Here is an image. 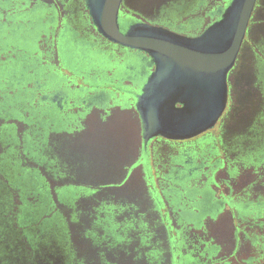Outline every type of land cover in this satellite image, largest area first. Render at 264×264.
I'll use <instances>...</instances> for the list:
<instances>
[{
  "label": "flooded vegetation",
  "instance_id": "flooded-vegetation-1",
  "mask_svg": "<svg viewBox=\"0 0 264 264\" xmlns=\"http://www.w3.org/2000/svg\"><path fill=\"white\" fill-rule=\"evenodd\" d=\"M230 2L120 0L117 25L195 38ZM154 69L147 53L98 33L87 0H0V102L14 115L24 112L30 129L24 144L18 131L4 134L13 140L0 169L32 195L23 237L35 246L25 249L21 234L11 232L13 251L1 249L0 264H134L114 255L130 244L137 264H146L147 253L153 264H180L185 256L183 264H221L229 243L225 257L233 254L235 223L252 221L249 214L264 204V0L254 1L227 73L225 110L209 131L143 142L135 99L125 95L134 86L139 95ZM116 113L127 118L116 126L134 135L85 130L115 125ZM219 219L231 224L228 238L199 241L193 225ZM177 230L185 234L181 256Z\"/></svg>",
  "mask_w": 264,
  "mask_h": 264
},
{
  "label": "water",
  "instance_id": "water-1",
  "mask_svg": "<svg viewBox=\"0 0 264 264\" xmlns=\"http://www.w3.org/2000/svg\"><path fill=\"white\" fill-rule=\"evenodd\" d=\"M255 0H231L223 18L200 36L182 38L143 26L121 32L120 0H87L98 33L108 41L147 53L155 69L135 98L143 142L187 140L212 129L227 103L232 68Z\"/></svg>",
  "mask_w": 264,
  "mask_h": 264
},
{
  "label": "trees",
  "instance_id": "trees-1",
  "mask_svg": "<svg viewBox=\"0 0 264 264\" xmlns=\"http://www.w3.org/2000/svg\"><path fill=\"white\" fill-rule=\"evenodd\" d=\"M9 76L6 75L4 76L1 80L4 82L9 81ZM2 89V87H0ZM5 96L0 94V98H4ZM7 97V96H6ZM3 101L0 102V161L4 159V155L7 154V148L11 147L12 145V138L13 136H10L9 138H5L8 133L11 135L12 131H18V135L21 136L22 138V143L24 140V136H28L29 132V127L27 126V118L24 115V112L18 113V115L12 114V112H7V106H3ZM24 144V143H23ZM23 146V145H22ZM6 153V154H5ZM26 149L22 148V154L25 155L24 158H22V162H24V166L27 164H30L31 161L30 159L26 156ZM21 154V155H22ZM1 165V164H0ZM41 164L38 166V170L40 172L41 170ZM41 182V181H40ZM3 187V188H2ZM0 256H1V249L6 248V252H10L9 250L11 249L13 251L14 246L10 245V242H12L11 238V232H16L20 233L19 235V240L22 242L23 247L29 248H35L33 245L32 241L29 240V237H26V239L23 237L25 233H29L27 230L28 227L27 225H31L32 220H30L29 215L27 214V217L23 215L25 211L27 212L26 208L29 207V201L31 200L32 195L29 194V192H26L24 190H19L17 189V184L16 182H13V180L8 176V172L5 170L0 169ZM233 191H237V188L234 189ZM27 196L28 200L27 201ZM60 201L57 200L55 204L51 205V211H53L54 217H58L60 215L61 208L59 206ZM228 203H230L228 201ZM264 203V201H263ZM232 207H235L233 203H230ZM23 207H25V210H23ZM261 208L260 211L258 209H254L250 215L251 218H253L252 221H241L235 223L234 227L236 230V248L233 252L232 255L225 257L226 252L224 250L230 246L229 245H224V250L221 251L220 256H224L223 259L219 260L218 262L223 264H258V260L261 258H264V220H259L260 216H258V212L260 214H264V204H260ZM60 213H59V212ZM26 214V213H25ZM25 217V218H24ZM22 220V222H21ZM45 218L42 220L44 221ZM24 221V222H23ZM46 222H51V219L45 220ZM45 222V223H46ZM213 223L212 225H214ZM211 225V224H210ZM69 224H66L67 229L64 231H69L70 229L68 228ZM198 230L194 234L197 235L198 237L200 235L203 236V239L206 237H211L210 239L212 241L218 240L220 238L219 234L216 235L215 233L217 232V229L211 230L208 228L207 225L204 223L201 224H194ZM207 226V227H205ZM224 230L225 236L227 235L226 238H228V235L233 232L231 228V224L225 222L224 223ZM47 230L49 231V228L47 226ZM75 230V227L73 228V231ZM215 233H214V232ZM24 232V234H23ZM241 235V236H240ZM199 241H202L201 236L198 239ZM222 240L220 239V242ZM204 242V241H202ZM5 244V245H3ZM3 245V246H2ZM149 243L147 244V246ZM228 249V248H227ZM226 249V250H227ZM10 254V253H9ZM8 254V255H9ZM135 254V255H133ZM115 256H121L122 258L127 259L129 263H134L137 264L139 261V255H137V248L132 249L131 244L129 245L128 248H125L124 250H121L119 252L114 253ZM149 254L147 253L146 255V264H153V261L151 256H148ZM180 256V254L178 253ZM9 257V256H7ZM1 262V260H0ZM2 263V262H1ZM199 264H202V262H199Z\"/></svg>",
  "mask_w": 264,
  "mask_h": 264
},
{
  "label": "rangeland",
  "instance_id": "rangeland-1",
  "mask_svg": "<svg viewBox=\"0 0 264 264\" xmlns=\"http://www.w3.org/2000/svg\"><path fill=\"white\" fill-rule=\"evenodd\" d=\"M39 48V47H38ZM69 68H72L71 69V71H73L74 69H75V66L72 64V63H70L69 65ZM65 71L67 72V73H71V71H69L68 69H65ZM74 72V71H73ZM81 79H79V81H80ZM82 81V80H81ZM80 81V82H81ZM138 91H139V87L138 86H134V87H132V88H130V89H126V94L127 95H125V99H130V100H132V99H135V97L138 95ZM129 94H130V96H129ZM127 118L124 116V115H121V116H119V114H115L113 117H112V120H114V121H116V124L114 125V124H111V126H109V127H86L85 128V130L87 131V132H89V131H100V130H103L104 132H106L107 130L109 131V134L111 135V134H116L117 132H120L119 130H122L123 132H128L127 133V135H134V128H132V127H130L129 126V128L127 127V128H118L116 125H117V121H120V120H126ZM117 135V134H116ZM215 178H217V179H219V175H216L215 176ZM260 207V206H259ZM260 209L261 208H258V211H260ZM262 218H264V214H262ZM224 220V219H223ZM207 226H208V228H210L211 230H214V229H217V232L218 233H215L214 231V233L216 234V235H220V238L221 237H223V236H225V232H226V230H224L225 228V226H224V222L223 221H221L220 219L218 220V223H216V224H214V225H210V224H207ZM176 227H178L177 225H176ZM175 233V237H176V241L178 242V246H177V252L180 254V256L182 255V252H183V250L185 249V242H184V232L183 231H181V230H177V233L176 232H174ZM220 238H218V240L216 239V241H220ZM183 254H185V253H183ZM188 254V253H187ZM183 257V256H182ZM185 257H187V256H185ZM185 257H184V259H182V260H180V264H183L184 263V260H185ZM217 257V256H216ZM179 259H181L180 257L178 258V260ZM179 262V261H178ZM258 264H264V258H260L259 260H258Z\"/></svg>",
  "mask_w": 264,
  "mask_h": 264
}]
</instances>
